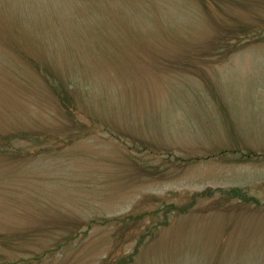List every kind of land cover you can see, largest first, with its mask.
<instances>
[{"label": "rangeland", "instance_id": "1", "mask_svg": "<svg viewBox=\"0 0 264 264\" xmlns=\"http://www.w3.org/2000/svg\"><path fill=\"white\" fill-rule=\"evenodd\" d=\"M0 264H264V0H0Z\"/></svg>", "mask_w": 264, "mask_h": 264}]
</instances>
